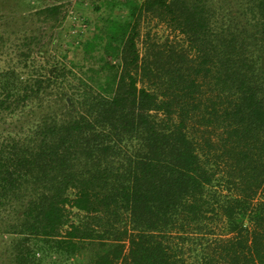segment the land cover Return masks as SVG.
<instances>
[{"label":"trees","instance_id":"16d2710c","mask_svg":"<svg viewBox=\"0 0 264 264\" xmlns=\"http://www.w3.org/2000/svg\"><path fill=\"white\" fill-rule=\"evenodd\" d=\"M29 8L56 24L63 7ZM140 8L187 47L153 44L140 65ZM130 15L84 47L104 42L110 96L76 65L35 63L48 52L30 30L0 70V232L13 236L15 264H72L86 242L104 250L95 264H187L167 235L208 220L231 236L190 264H264V201L253 205L264 197V0H144ZM2 26L0 52L12 41ZM73 209L113 224L128 215L129 253L92 244L103 236Z\"/></svg>","mask_w":264,"mask_h":264},{"label":"rangeland","instance_id":"374dc122","mask_svg":"<svg viewBox=\"0 0 264 264\" xmlns=\"http://www.w3.org/2000/svg\"><path fill=\"white\" fill-rule=\"evenodd\" d=\"M143 2L144 0H115L114 2L110 0H38L37 2L33 0H0V23L3 24L1 29L12 39L8 47L0 52V70L7 68L12 59L17 61L18 38L22 37L25 31L30 30L28 34L35 33L42 37V42L46 45L44 49L48 52L45 60L38 52H34L32 60L35 63L59 61L64 62L68 67L76 65L74 71L77 72L78 77L84 78L96 91L110 96L114 89L108 88L112 74L108 68H105V62L101 61L104 42L98 41V46L90 55L84 53L85 43L97 33L101 34V30L113 28L116 21L119 24H124L126 20H131L130 10L133 6H142ZM29 4L39 8L46 5H61L63 7L62 16L56 24L45 23L41 19L38 20L37 16H32L36 10L29 8ZM140 11L141 13H139ZM136 14L132 24L137 23L138 36L135 38V43L139 61H141L140 65L153 44L164 45L167 43L180 46L179 48L187 47L184 35L180 30L174 29L170 23L159 20L143 8H140ZM131 34L130 31L128 37ZM116 63L118 62L115 60L114 64ZM117 72L118 75L121 74L120 67L117 68ZM221 168L222 172L228 173L224 166ZM222 181L226 185V182ZM231 189L234 190L233 187ZM218 191L221 199L230 196V191L227 188ZM234 193H236L235 190ZM261 200L264 201L262 193L253 201V205ZM72 213V218L76 223L86 224L94 228L97 235L103 236V238L93 239L92 244L96 245L100 242L112 245L109 247L113 249L123 246L120 247L123 250L122 255L129 253V238L123 240L122 235L124 236V231L131 235L137 234L138 231L128 215L120 218L118 224H113L108 218H104L106 220L102 221L95 218V215L79 212L76 209H73ZM204 226L202 231L194 229L183 233L182 230H172L167 235L169 245L177 248L180 256L187 260V264L202 258L204 254L211 253L213 248L217 251L216 243L231 236L226 232L222 220H208ZM117 229L121 232H116ZM116 233L122 237L121 240H116ZM12 238L13 236L0 232V264H15L14 252L11 247ZM87 243L90 242L85 243L86 248L76 256L72 264H95L98 254L103 255L104 250L97 253ZM40 256L38 255V257ZM121 261L122 258L117 264ZM44 264H48V261L45 260Z\"/></svg>","mask_w":264,"mask_h":264}]
</instances>
